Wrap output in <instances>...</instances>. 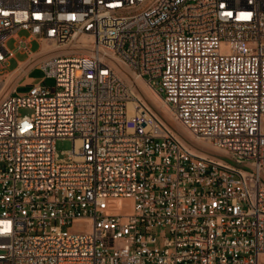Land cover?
Masks as SVG:
<instances>
[{"label": "built area", "instance_id": "1", "mask_svg": "<svg viewBox=\"0 0 264 264\" xmlns=\"http://www.w3.org/2000/svg\"><path fill=\"white\" fill-rule=\"evenodd\" d=\"M0 264H264V0H0Z\"/></svg>", "mask_w": 264, "mask_h": 264}, {"label": "rangeland", "instance_id": "2", "mask_svg": "<svg viewBox=\"0 0 264 264\" xmlns=\"http://www.w3.org/2000/svg\"><path fill=\"white\" fill-rule=\"evenodd\" d=\"M19 36L22 38H27L30 34L29 30L26 29H21L18 32ZM7 46L9 49L13 50L15 52V57L11 58L9 61L6 62L5 68L3 69V71H9L12 68H14V66L16 65V63L18 62V60L24 61L28 58V54L24 51H22L20 48H18L16 46V39L14 37H11L8 42H7ZM44 43H42L41 41H39L38 39H32V41L29 43V47L33 52H38L41 47L44 48ZM36 59V58H35ZM120 71L128 76V78H130L129 75H127V72L124 70V67L120 66ZM33 76H37V75H41L43 74L42 70H36L33 73ZM14 82V78L11 80V83H9L7 85V87L5 88V92H9L12 88V84ZM53 80L52 79H48L46 81L47 84H53ZM138 84V89L142 92L144 98L146 99V101L152 106L154 107L155 111L176 131L178 132V134H180L188 143H190L192 146L197 147L198 149H203L205 151H207L209 154L211 155H217L220 156L221 158L229 161V162H233L232 158L230 156H228L227 154H222V153H218L216 152L215 149H213L212 147H209L203 143L197 142L193 139V137L189 134V132L181 126V124L175 120L171 115L170 112L166 109L163 110L162 108L157 107L152 99H149L145 93V91L142 88V84L141 82H139L137 80L136 82ZM27 88L25 86H20L18 91H24ZM2 96V95H1ZM158 108V109H157ZM56 147L58 152L60 153V157H66L65 152L72 149L73 147V141L70 138H65V139H58L56 142ZM205 147V148H204ZM131 205H132V201L129 199H112V205L110 206L112 211H115L116 213L119 212H128L131 210Z\"/></svg>", "mask_w": 264, "mask_h": 264}, {"label": "bare ground", "instance_id": "3", "mask_svg": "<svg viewBox=\"0 0 264 264\" xmlns=\"http://www.w3.org/2000/svg\"><path fill=\"white\" fill-rule=\"evenodd\" d=\"M82 39L85 41V42H88V38L87 37H82ZM44 48H42V51L43 52H46V51H49V50H52V49H54L56 46L54 45V44H52V43H50V42H48V41H46V43H44ZM23 64V63H22ZM120 68V66H118V69ZM119 71H120V69H119ZM121 72V71H120ZM122 73V72H121ZM123 74V73H122ZM124 75V74H123ZM136 80H138L139 82H141V84H142V88H143V90L145 91V93H146V95H147V97L149 98V99H152L153 100V102H154V104L157 106V107H159V108H162L163 110H168L169 112H170V115L173 117V114H172V112H171V110H170V108H169V106H168V104L165 102V100H163V98L143 79V78H140V77H137V79ZM137 82V81H136ZM136 94L138 95V96H140V97H142L145 101H146V99L144 98V96H143V94H142V92L138 89L137 91H136ZM147 102V101H146ZM148 103V102H147ZM149 104V103H148ZM150 105V104H149ZM151 106V105H150ZM152 107V106H151ZM152 108H154V107H152ZM158 109V108H157ZM155 110V109H154ZM157 113V112H156ZM158 114V113H157ZM159 115V114H158ZM160 116V115H159ZM161 117V116H160ZM162 118V117H161ZM163 119V118H162ZM164 120V119H163ZM164 122H166L165 120H164ZM180 123V122H179ZM166 124L168 125V126H170L167 122H166ZM181 124V123H180ZM181 126L182 127H184L188 132H189V134L193 137V139L195 140V141H197V142H200V143H203V144H205V145H207V146H209V147H212L213 149H215V146L212 144V143H210L209 141H206V140H203V139H198V138H196L191 132H190V130L189 129H187L185 126H183L182 124H181ZM171 127V126H170ZM172 128V127H171ZM173 129V128H172ZM174 130V129H173ZM175 131V130H174ZM176 132V131H175ZM177 134H178V132H176ZM182 139H184L180 134H178ZM185 140V139H184ZM205 148V147H204ZM193 150L194 151H199V152H201L202 154H204V155H206V154H208V152L207 151H205V150H203V149H198L197 147H194L193 146ZM216 150V149H215ZM216 152H218L219 153V151L218 150H216ZM220 153H222V154H225L224 152H220ZM217 156V155H216ZM218 157H220V156H218ZM221 158V157H220ZM221 159H223V158H221Z\"/></svg>", "mask_w": 264, "mask_h": 264}, {"label": "crops", "instance_id": "4", "mask_svg": "<svg viewBox=\"0 0 264 264\" xmlns=\"http://www.w3.org/2000/svg\"><path fill=\"white\" fill-rule=\"evenodd\" d=\"M42 43H46V41H44V42H42ZM50 54V52L49 51H46V52H43V53H41V54H39V56L38 57H40V58H44L45 56H47V55H49ZM10 59H8V61H9ZM18 61H21V60H18ZM25 61V60H24ZM24 61H21V63L22 62H24ZM30 68H31V66H27V65H20V63L19 62H17L16 63V65L14 66V68H12L11 70H9V71H6V72H8V73H12V72H14V74L12 75V77H11V80L14 78V82H13V84H12V86L15 84V83H18V85L19 86H25L26 88H28V86L31 84V83H33V82H35V80L36 79H38V78H40L41 76H42V74L41 75H37V76H33V72L34 71H36V70H38V69H34L31 73H29L28 75H26V76H24L23 74L24 73H21L20 71L22 70V69H24L25 71H29L30 70ZM10 83H11V81H10Z\"/></svg>", "mask_w": 264, "mask_h": 264}]
</instances>
